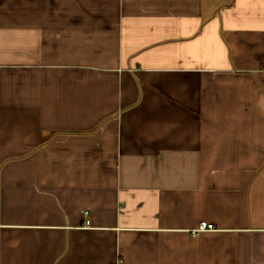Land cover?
<instances>
[{
  "label": "crops",
  "instance_id": "obj_1",
  "mask_svg": "<svg viewBox=\"0 0 264 264\" xmlns=\"http://www.w3.org/2000/svg\"><path fill=\"white\" fill-rule=\"evenodd\" d=\"M0 264H264V0H0Z\"/></svg>",
  "mask_w": 264,
  "mask_h": 264
},
{
  "label": "built area",
  "instance_id": "obj_2",
  "mask_svg": "<svg viewBox=\"0 0 264 264\" xmlns=\"http://www.w3.org/2000/svg\"><path fill=\"white\" fill-rule=\"evenodd\" d=\"M86 214H88V213H86ZM88 224V223H87ZM215 228H214V226L213 225H211V224H206V223H203L202 225H200V227H199V231H206V230H214Z\"/></svg>",
  "mask_w": 264,
  "mask_h": 264
}]
</instances>
